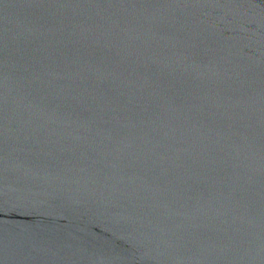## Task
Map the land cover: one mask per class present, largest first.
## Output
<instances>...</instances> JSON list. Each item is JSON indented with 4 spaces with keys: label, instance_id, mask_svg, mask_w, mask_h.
Here are the masks:
<instances>
[{
    "label": "water",
    "instance_id": "95a60500",
    "mask_svg": "<svg viewBox=\"0 0 264 264\" xmlns=\"http://www.w3.org/2000/svg\"><path fill=\"white\" fill-rule=\"evenodd\" d=\"M0 264H264V0H0Z\"/></svg>",
    "mask_w": 264,
    "mask_h": 264
}]
</instances>
